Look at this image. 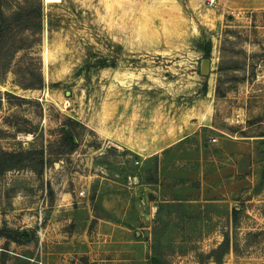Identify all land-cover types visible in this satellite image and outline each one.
Returning <instances> with one entry per match:
<instances>
[{
    "label": "rangeland",
    "instance_id": "1",
    "mask_svg": "<svg viewBox=\"0 0 264 264\" xmlns=\"http://www.w3.org/2000/svg\"><path fill=\"white\" fill-rule=\"evenodd\" d=\"M38 1L0 0V14ZM40 1L41 33H21L0 74V264H264L249 179L264 178L251 166L264 160V9ZM37 66L43 87L24 88ZM171 149L175 167L187 151L207 171L212 153H236L244 186L195 195L196 181L161 179Z\"/></svg>",
    "mask_w": 264,
    "mask_h": 264
},
{
    "label": "crops",
    "instance_id": "2",
    "mask_svg": "<svg viewBox=\"0 0 264 264\" xmlns=\"http://www.w3.org/2000/svg\"><path fill=\"white\" fill-rule=\"evenodd\" d=\"M229 5L232 6L233 10H258L264 9V0H227ZM204 147H208L204 146ZM183 157L181 156V161L183 162V168L180 169L176 166V163H173L175 159H170L172 149L169 152L167 157V161L162 162L159 167L160 178L164 180H183L186 182L196 181L197 185L191 189H188L187 192L193 193L196 195L199 191H205V193H209L211 195L214 194H224L226 192H239V190L244 186V179L242 178V166L240 165L238 155L235 153L231 154L229 151H220L218 153H212L208 159L211 160L209 163L210 171H207V162L199 159L198 166L196 167L194 159L190 157H186L188 153L187 151H183ZM190 156V154H189ZM206 159V160H208ZM189 162V163H188ZM193 165V167H190ZM253 165V166H252ZM181 166V167H182ZM213 166V169H211ZM252 170L256 169V174L262 173L264 168V160L261 162H252L251 164ZM260 167L261 172L258 171ZM255 175L253 174V179H251L250 184L258 185L260 187V194L264 193V178L261 179V182L256 179L254 181ZM253 181V182H252ZM244 182V183H243ZM247 183V182H246ZM249 184V183H248ZM260 184V185H259ZM250 190V189H249ZM208 194V195H209ZM264 196V195H263Z\"/></svg>",
    "mask_w": 264,
    "mask_h": 264
},
{
    "label": "trees",
    "instance_id": "3",
    "mask_svg": "<svg viewBox=\"0 0 264 264\" xmlns=\"http://www.w3.org/2000/svg\"><path fill=\"white\" fill-rule=\"evenodd\" d=\"M264 16V11H263ZM42 3L39 0L36 4H33L28 11L23 9H17L12 11L9 15L0 14V74L10 66L9 57L6 53V50L11 45H15V50L20 49L24 46V36L21 33L28 32V35H38L42 31ZM37 37H35V40ZM204 52V57L208 58L211 51V41H207L202 48ZM100 65H108L106 61H98ZM14 69V73L17 72V66ZM114 65V60L110 63ZM237 65H227L224 67L236 68ZM220 70L223 68L220 67ZM24 88H42L43 87V78L40 72V67L37 66L32 73H30V79L26 84L23 85ZM71 132V128H70ZM63 139L67 144H73V137L68 136L67 131H64ZM7 156H11L7 152H3ZM241 209L233 207L231 209V215L235 219L238 214H240ZM222 244H220L221 246ZM218 246V247H220ZM214 252V250H212Z\"/></svg>",
    "mask_w": 264,
    "mask_h": 264
},
{
    "label": "water",
    "instance_id": "4",
    "mask_svg": "<svg viewBox=\"0 0 264 264\" xmlns=\"http://www.w3.org/2000/svg\"><path fill=\"white\" fill-rule=\"evenodd\" d=\"M209 59L208 58H203L200 62V72L201 74L205 75L208 74L209 71ZM68 136H71L70 131L67 132Z\"/></svg>",
    "mask_w": 264,
    "mask_h": 264
},
{
    "label": "built area",
    "instance_id": "5",
    "mask_svg": "<svg viewBox=\"0 0 264 264\" xmlns=\"http://www.w3.org/2000/svg\"><path fill=\"white\" fill-rule=\"evenodd\" d=\"M223 1H227V0H204L205 4L208 6V7H213L215 5H217L218 3L220 2H223ZM79 195H83V191L80 190L78 192ZM207 264H211V263H207Z\"/></svg>",
    "mask_w": 264,
    "mask_h": 264
}]
</instances>
